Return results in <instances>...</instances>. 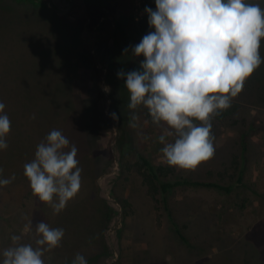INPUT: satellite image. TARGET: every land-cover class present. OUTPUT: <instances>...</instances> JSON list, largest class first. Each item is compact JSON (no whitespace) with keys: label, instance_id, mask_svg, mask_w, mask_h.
Here are the masks:
<instances>
[{"label":"rangeland","instance_id":"374dc122","mask_svg":"<svg viewBox=\"0 0 264 264\" xmlns=\"http://www.w3.org/2000/svg\"><path fill=\"white\" fill-rule=\"evenodd\" d=\"M133 36L168 79L131 82ZM141 154L233 190L153 199ZM0 264H264V0H0Z\"/></svg>","mask_w":264,"mask_h":264},{"label":"trees","instance_id":"16d2710c","mask_svg":"<svg viewBox=\"0 0 264 264\" xmlns=\"http://www.w3.org/2000/svg\"><path fill=\"white\" fill-rule=\"evenodd\" d=\"M18 1H23V2H32V0H18ZM89 9H94V10H102L104 13L110 11H105L104 7L89 2L88 3ZM108 13V14H109ZM124 30V28H122ZM124 32H126L124 30ZM131 39L133 41L136 40V37L133 36ZM135 41V46L137 47L134 50L136 55H139L138 58V63H135L132 65L130 69V76H131V82H137L140 81L144 76H157L158 78L162 79H168L169 78V70L163 66L160 61L157 60L156 56L153 58H150L147 53L149 50L147 49L148 46L146 43H136ZM211 48V46H210ZM212 49V48H211ZM153 50V49H152ZM152 50H150L152 52ZM217 48H213L210 51H215ZM215 61V60H214ZM217 62L214 65H208L204 62H195L193 63L192 66L199 67V68H204L205 75L207 77V80L214 86L220 88L219 90L225 92L228 90V86H232L234 82L230 83V76L227 75H220L217 77V75L213 72V68L218 66L220 64L222 66L223 62L221 63L220 59H216ZM191 66V67H192ZM257 82V79H253L252 81V86L255 87ZM230 83V85H229ZM230 90V89H229ZM122 92V99L123 102L126 104V108H129L132 104L131 97V89L123 87L121 88ZM215 108L212 110V114H214V117L217 118L218 120H224L228 116L232 115L234 111V107L231 106L230 103L224 104L222 101H215ZM103 114L104 111L100 107V100H98L97 103V108H96V115L94 119L95 127L101 129L104 127L103 124ZM213 116V115H212ZM212 118V117H210ZM211 122H207L204 125L203 128L200 129H195V133H198V131H208L209 125ZM198 130V131H197ZM247 131L243 130L241 133V149H242V156L241 159L234 160V173L232 174V177L235 176L236 173H238V177L236 179V184H242L244 182V176H245V168H246V163H247V156L246 152L248 150V144H247ZM137 171L139 175L142 177V181L144 185L147 188V193L153 198L156 199L158 195H163L164 197L173 189L180 187V186H185V185H192V186H208V187H216L219 188L226 193H229L233 190V185L232 184H223L220 182H214V181H205V180H189L185 178H179V179H174L171 178V174L173 173V168L163 165V164H155L152 159L144 154L139 155V161L137 162ZM167 197H165L164 202H167ZM122 203L126 204L125 200L121 201ZM183 237V235H181ZM184 238V237H183Z\"/></svg>","mask_w":264,"mask_h":264},{"label":"crops","instance_id":"0c3cea01","mask_svg":"<svg viewBox=\"0 0 264 264\" xmlns=\"http://www.w3.org/2000/svg\"><path fill=\"white\" fill-rule=\"evenodd\" d=\"M16 13L19 14L16 10H12V16L16 17L17 16Z\"/></svg>","mask_w":264,"mask_h":264}]
</instances>
